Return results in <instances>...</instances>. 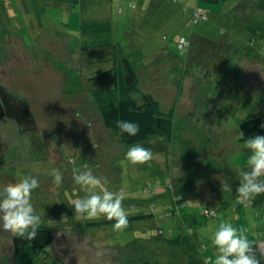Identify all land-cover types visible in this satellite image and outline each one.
I'll return each instance as SVG.
<instances>
[{"label":"rangeland","instance_id":"1","mask_svg":"<svg viewBox=\"0 0 264 264\" xmlns=\"http://www.w3.org/2000/svg\"><path fill=\"white\" fill-rule=\"evenodd\" d=\"M241 1L0 0V86L28 103L36 123L34 134H21L14 121L0 120V193L37 178L34 207L40 228L53 236L46 255L28 264L65 258L68 264H186L187 251L177 242L182 236L200 244L208 264L215 254L211 237L225 222L264 240V194L238 206L227 196L236 194L238 169L251 155L238 142L239 122L264 114V13L251 23L255 32L242 27L243 14L264 0L234 7ZM196 8L205 11L203 19L192 20ZM92 20L110 23L100 35L118 43L133 64L134 97L150 94L163 111L174 112L171 143L160 137L140 143L153 153L147 164L125 159L128 146L104 128L93 102L90 89L98 84L86 81L89 59L79 49L88 40L80 23ZM180 37L191 43L188 49L178 46ZM231 86L242 88L234 94ZM53 168L64 174L60 188L52 183ZM74 168L106 178L108 189L123 196L128 217L144 218L129 220L122 232L103 215L75 218L74 201L90 193L74 183ZM189 177L193 191L178 211L172 200L180 178ZM13 237L0 232V264H18Z\"/></svg>","mask_w":264,"mask_h":264},{"label":"trees","instance_id":"2","mask_svg":"<svg viewBox=\"0 0 264 264\" xmlns=\"http://www.w3.org/2000/svg\"><path fill=\"white\" fill-rule=\"evenodd\" d=\"M47 1L68 3L70 5L80 2V0ZM196 1L208 5H215L226 0ZM256 9L257 10H253L252 12H245L246 14L242 16V19L245 21V25L242 27L247 31L255 32L256 28L251 23L256 22L255 18L259 16V13H264V4L259 5ZM199 11L202 12L203 17L206 15L205 11L200 8L193 9L191 12V17H193L192 20L200 19L199 17L197 18V13ZM110 27V23L106 21L92 20L82 21L80 23V34L82 36H87L88 39L87 41H83L79 48L86 53L89 59L87 66L90 68L91 77L87 78L86 81L89 82L88 84L90 85L95 83L98 84L96 88H91L90 92L104 128L125 146L145 143L155 137L163 138L171 143L174 112L172 110L163 111L159 103L150 94H142L139 101L134 97L138 94L139 89L138 76L133 64L126 55L122 53V49L118 43H113L108 37L100 35L101 32H108ZM181 38L184 39L188 49L191 43L183 37L177 40V44ZM251 43H253L252 40ZM90 66L93 67L91 68ZM73 75L76 74L73 73ZM77 78L78 79H75L76 85L80 84L82 81L79 75ZM239 79L241 80L240 77ZM240 83L243 84L242 81H240ZM240 86H231L234 94L238 89L242 88ZM0 101H2V105H0V120L14 121L19 127V132L21 134H34L36 132V123L33 114L28 103L24 99L19 98L17 95L8 92L5 88L0 86ZM119 119L139 123L140 132L134 137H128L127 135L119 136L118 129H116L115 126V122ZM239 133H243V137L240 136L238 140L240 144L245 143L249 138L255 135L264 136V114L239 122ZM179 182L182 184V188L181 191L175 194H177L176 196L179 195L180 199H175L173 197L172 200V204L178 211L181 208L187 207L186 195L193 191L194 179L192 177L180 178ZM234 199L235 200H233L231 204L236 202V197ZM226 203L223 202L222 204L226 205ZM237 204L236 202V205ZM173 213V210L169 212V214ZM187 215L191 216L190 213ZM139 218H144V216L130 217L129 220ZM192 220L194 219L192 218ZM96 224L98 223H90L87 225L92 226ZM188 238V236L177 238L178 244L187 251L186 255L189 258L188 264H206L207 261L203 256V250L200 244L196 241H190ZM52 240V233L45 228H40L36 238L31 242L20 237H13L12 249L17 263L28 264L39 255L45 256L47 253L46 250ZM252 242L257 254L264 257V251L255 241ZM140 264L150 263L144 261Z\"/></svg>","mask_w":264,"mask_h":264},{"label":"clouds","instance_id":"3","mask_svg":"<svg viewBox=\"0 0 264 264\" xmlns=\"http://www.w3.org/2000/svg\"><path fill=\"white\" fill-rule=\"evenodd\" d=\"M115 126L119 136L134 137L140 132L139 123L130 120L119 119ZM240 136L243 137V133ZM243 144L251 155L246 159V166L241 165L238 169L241 179L236 191V202L250 205L258 196L264 194V136L255 135ZM124 156L132 165H144L152 160L153 153L137 143L128 146ZM50 175L53 185L60 188L64 175L61 169L53 168ZM73 181L90 193L74 201L72 208L75 218L93 219L103 215L108 221H114L113 229L121 232L127 229L129 217L122 204L123 196L108 189L106 178L94 175L90 168H74ZM39 187V180L28 176L19 184L9 186L0 193V232L30 242L36 238L41 215L34 207L33 193ZM223 187L228 192L232 191L229 183ZM97 188L99 192L94 191ZM211 243L215 254L214 261L208 264H264V257L257 254L253 242L230 222L219 224L211 237ZM63 264H68L67 258Z\"/></svg>","mask_w":264,"mask_h":264},{"label":"crops","instance_id":"4","mask_svg":"<svg viewBox=\"0 0 264 264\" xmlns=\"http://www.w3.org/2000/svg\"><path fill=\"white\" fill-rule=\"evenodd\" d=\"M243 1H244V0L241 1V4H238V5L235 4L234 7H235V6L238 7V6L242 5V2H243ZM243 8H244V7H243ZM239 9H242V8H239ZM213 18H216L215 15H214ZM189 51H190V50H189ZM188 54H189V52L187 53V55H188ZM187 55H186V56H187ZM227 196H229L230 199L233 200V199L236 197V194L232 193L231 195H227ZM220 198H221V197H220ZM220 198L217 199V203H220ZM224 202L226 203V201H224ZM221 203H223V202H221ZM238 204H242V203H238ZM252 204H253V203H252ZM250 205H251V204H250ZM236 206H238V205H236ZM249 240H250V241H255V242L259 245V247L264 251V240H262V241H260V240H256V239L254 240V238H249ZM180 254H182V255L184 256V258H185V253H184V252H180ZM201 256H202V255H201ZM182 258H183V257H182ZM204 258H205V257H204ZM187 260L189 261V258H188V256L186 255V259L184 260V262H186V264H188V261H187Z\"/></svg>","mask_w":264,"mask_h":264},{"label":"built area","instance_id":"5","mask_svg":"<svg viewBox=\"0 0 264 264\" xmlns=\"http://www.w3.org/2000/svg\"><path fill=\"white\" fill-rule=\"evenodd\" d=\"M200 18V19H202L203 18V16H202V12L201 11H199L198 13H197V18ZM186 45V43H185V41H184V39H180L179 40V43H178V46L180 47V48H182L183 46H185Z\"/></svg>","mask_w":264,"mask_h":264}]
</instances>
